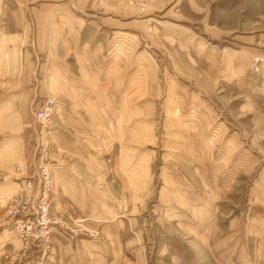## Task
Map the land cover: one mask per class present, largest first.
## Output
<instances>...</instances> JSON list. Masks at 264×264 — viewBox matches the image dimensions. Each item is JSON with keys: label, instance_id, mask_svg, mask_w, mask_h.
<instances>
[{"label": "rangeland", "instance_id": "rangeland-1", "mask_svg": "<svg viewBox=\"0 0 264 264\" xmlns=\"http://www.w3.org/2000/svg\"><path fill=\"white\" fill-rule=\"evenodd\" d=\"M114 1L122 15L105 24L122 32L108 51L125 76L122 91L112 93L120 107L112 103L110 84L89 79L79 102L72 101L70 114L88 116L71 125L77 139L60 150L74 155L100 188L90 186L89 203L74 197L57 204L72 217L57 213L87 229L74 237L58 234L71 248L102 246L113 264H264V141L257 108L242 107L252 103L246 82L259 56L247 47L264 38V0ZM67 2L0 0V25H15L10 12L20 4L29 24L47 3L57 4L46 10L47 25L64 9L88 25L103 21ZM128 28L136 44L123 49L117 39ZM39 130L45 138L47 131ZM11 137L0 136V145ZM246 153L250 158L243 159ZM16 162L10 157L8 173L0 175V264L31 262L27 255L13 260L23 244L2 235L5 207L23 185L15 184L22 182L17 168L26 173ZM56 248L55 241L46 257L35 253L31 264H53Z\"/></svg>", "mask_w": 264, "mask_h": 264}, {"label": "crops", "instance_id": "crops-1", "mask_svg": "<svg viewBox=\"0 0 264 264\" xmlns=\"http://www.w3.org/2000/svg\"><path fill=\"white\" fill-rule=\"evenodd\" d=\"M65 4L71 10L83 15H100L99 17L103 21H94L97 25L92 23V25H88L81 19H74L72 13L64 9L56 18L55 25H47L45 14L57 5L47 3L36 9V13L33 12L36 16L33 18V24H29L26 20L24 6L20 4L16 10L10 12L15 16L13 17L15 25H0V136L11 135L13 136L11 138H14L12 141L0 145V159H3L0 161V175L5 177L8 173L10 157L19 159L20 164L16 162L15 167L21 163L25 164L26 173L24 174L33 173L35 160L33 150L35 144L39 143L41 135L44 136L43 132L39 130L40 125L35 119V112L49 97L62 100L63 102L59 103V108L54 115L55 128L57 129L52 134L51 152H53V157L50 152V158L53 162L54 191L57 196L55 211L72 217L68 210L64 212L57 210V204L61 203L62 199L70 200L74 197L76 200L89 203L93 200L89 194L90 186L92 189L100 188L94 178L90 181L89 173L80 162L74 160V155L60 150L66 145H71V142L77 139V133L71 125L76 128L77 123L81 124V119L88 116L83 110H79V118L70 114L75 106L72 101L79 102L78 96L82 90L87 88L89 79L93 83L110 84L112 103L114 106L120 107V103L114 100L112 93L122 91V77L125 76L120 73L115 59L108 52L112 41L117 37L116 35L122 32L116 31L120 28L119 25L105 24V19L119 20L122 15L120 4L114 0H107L103 6L96 5L93 0H69ZM56 25L67 26L60 29ZM107 29L111 31L108 36L106 35ZM128 29L123 33V36H119L117 39L118 46L123 49H129L133 43L136 44L134 35L137 34L130 28ZM247 48L249 54L259 56L262 62L259 65V70L252 73L253 77L247 78L251 79V82H246L252 89L246 98L252 103H244L242 107L257 108L258 123L261 129L260 140L264 141V38L258 40L256 47ZM116 72L119 73L116 74ZM128 77L130 78L129 75ZM241 80L245 83L246 78L242 76ZM254 98L256 99L254 100ZM15 141L20 143V146L10 153L12 143ZM246 158H250L249 153L244 154L243 159ZM241 166L243 169L249 170L243 161H241ZM20 183L23 184V182L15 184L19 187ZM7 186L15 187V185ZM107 186L110 185L107 183ZM9 235L8 232H5L4 238L8 239ZM65 239L67 238L63 235L60 236L58 233L55 235L56 253L50 257L54 260L53 264L57 262L64 264H113L109 260L105 261L102 246L71 248ZM11 244L14 246L13 242ZM66 255L69 256V260H66ZM26 257L31 259L28 264L34 263L36 260L34 252ZM131 263L137 264L136 262L122 264Z\"/></svg>", "mask_w": 264, "mask_h": 264}, {"label": "built area", "instance_id": "built-area-1", "mask_svg": "<svg viewBox=\"0 0 264 264\" xmlns=\"http://www.w3.org/2000/svg\"><path fill=\"white\" fill-rule=\"evenodd\" d=\"M261 58L253 62L255 71L259 70ZM59 102L57 99L47 98L42 107L35 112L37 123L47 131L45 138L35 151L33 173L24 174L17 168V174L23 182L20 192L6 205L5 218L7 222L2 231L18 237L22 244L20 253L12 257L13 260L22 259L30 253L46 257L55 245L57 233L74 237L83 230L82 222L76 220L77 226L55 211L57 196L54 191L53 162L50 158L52 147V128L55 127L54 115ZM2 226V225H1ZM65 235V236H66ZM7 240V239H6Z\"/></svg>", "mask_w": 264, "mask_h": 264}, {"label": "bare ground", "instance_id": "bare-ground-1", "mask_svg": "<svg viewBox=\"0 0 264 264\" xmlns=\"http://www.w3.org/2000/svg\"><path fill=\"white\" fill-rule=\"evenodd\" d=\"M59 108V105H58V107H57V109ZM62 235V234H61ZM64 236V235H63Z\"/></svg>", "mask_w": 264, "mask_h": 264}]
</instances>
